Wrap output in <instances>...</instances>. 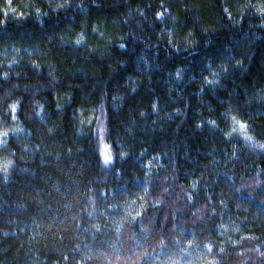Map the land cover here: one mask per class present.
Listing matches in <instances>:
<instances>
[{
  "label": "trees",
  "instance_id": "obj_1",
  "mask_svg": "<svg viewBox=\"0 0 264 264\" xmlns=\"http://www.w3.org/2000/svg\"><path fill=\"white\" fill-rule=\"evenodd\" d=\"M0 264H264V0H0Z\"/></svg>",
  "mask_w": 264,
  "mask_h": 264
},
{
  "label": "snow or ice",
  "instance_id": "obj_2",
  "mask_svg": "<svg viewBox=\"0 0 264 264\" xmlns=\"http://www.w3.org/2000/svg\"><path fill=\"white\" fill-rule=\"evenodd\" d=\"M13 110H14V109H13ZM243 127H244V125H241V128H243ZM104 154H105V157H106V158L109 157V150H108L107 147H105V149H104Z\"/></svg>",
  "mask_w": 264,
  "mask_h": 264
}]
</instances>
